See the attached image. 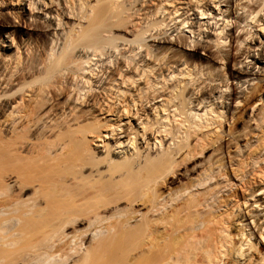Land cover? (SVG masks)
Masks as SVG:
<instances>
[{"label":"bare ground","instance_id":"obj_1","mask_svg":"<svg viewBox=\"0 0 264 264\" xmlns=\"http://www.w3.org/2000/svg\"><path fill=\"white\" fill-rule=\"evenodd\" d=\"M0 264H264V0H0Z\"/></svg>","mask_w":264,"mask_h":264},{"label":"rangeland","instance_id":"obj_2","mask_svg":"<svg viewBox=\"0 0 264 264\" xmlns=\"http://www.w3.org/2000/svg\"><path fill=\"white\" fill-rule=\"evenodd\" d=\"M41 38H42V37H41ZM41 40H42V39H41ZM41 40H40V41H41ZM187 166H188V167H187ZM190 166H191V164L188 163V164H186L185 167H187V168L189 169ZM185 167H184V168H185ZM181 178H182V180L184 179L183 177H181Z\"/></svg>","mask_w":264,"mask_h":264}]
</instances>
